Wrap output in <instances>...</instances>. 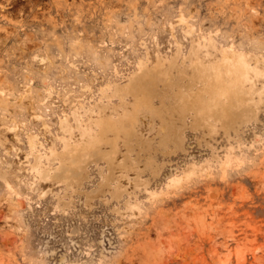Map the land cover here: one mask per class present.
Here are the masks:
<instances>
[{
    "label": "rangeland",
    "instance_id": "1",
    "mask_svg": "<svg viewBox=\"0 0 264 264\" xmlns=\"http://www.w3.org/2000/svg\"><path fill=\"white\" fill-rule=\"evenodd\" d=\"M227 258L264 264V0H0V264Z\"/></svg>",
    "mask_w": 264,
    "mask_h": 264
},
{
    "label": "bare ground",
    "instance_id": "2",
    "mask_svg": "<svg viewBox=\"0 0 264 264\" xmlns=\"http://www.w3.org/2000/svg\"><path fill=\"white\" fill-rule=\"evenodd\" d=\"M8 3V2H7ZM10 3V1H9ZM2 5V4H1ZM6 7L5 5H3ZM207 69H203L201 71L202 78L205 81L204 87L202 88V93L198 95L197 99H193L197 101L199 105H203L205 107H219L221 105L228 106V102L230 103L234 98V89H238L237 81L235 78V74H238L236 68L231 65H227L226 71L222 73L221 71H214V73L207 72ZM244 78V81H247V73H240ZM241 97L237 96V101H241ZM193 100H191L193 102ZM256 102V101H255ZM234 154V153H233ZM74 162H77V159H74ZM224 163V162H223ZM63 161L61 162V165ZM241 248V247H240ZM242 249V248H241ZM239 249L237 251L238 257L240 260H243L245 253L243 250ZM218 260L221 261L219 258ZM228 258L223 260V264H228Z\"/></svg>",
    "mask_w": 264,
    "mask_h": 264
}]
</instances>
